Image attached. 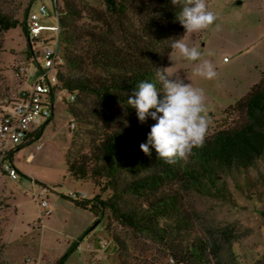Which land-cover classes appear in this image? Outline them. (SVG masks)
<instances>
[{
  "label": "trees",
  "instance_id": "trees-1",
  "mask_svg": "<svg viewBox=\"0 0 264 264\" xmlns=\"http://www.w3.org/2000/svg\"><path fill=\"white\" fill-rule=\"evenodd\" d=\"M52 2L60 27L62 64L57 70L58 85L50 96L54 102L57 91L69 94L67 111L80 140L65 164L74 181L98 191L92 199L65 198L96 219H106V233L115 250L114 264L156 263L133 253L112 225L143 234L174 264L220 260L221 248L198 232L188 201L192 194L221 196L228 189V179L234 177L244 176L249 185L245 172L264 157V72L246 96L225 110L237 120L208 134L203 147L194 148L186 159L167 164L154 149H150L151 156L141 151L140 144L147 141L156 121L149 116L141 123L127 97L142 81L162 90L157 69H166L174 51L173 39L187 35L177 19L181 6L171 0ZM19 26L34 47L37 41L31 38L28 23L0 8V35ZM39 67L38 62L35 74ZM163 95L158 93L160 99ZM51 119L17 150L39 140ZM87 234L74 242L57 264H65ZM0 264H10L1 244Z\"/></svg>",
  "mask_w": 264,
  "mask_h": 264
},
{
  "label": "rangeland",
  "instance_id": "rangeland-1",
  "mask_svg": "<svg viewBox=\"0 0 264 264\" xmlns=\"http://www.w3.org/2000/svg\"><path fill=\"white\" fill-rule=\"evenodd\" d=\"M41 3L52 15L44 25L57 26L52 0H0V8L20 22L26 21L29 27L28 14L36 11ZM206 3L217 15L215 24L207 30L187 34L184 40L198 48L201 60L207 59L214 65L216 78L207 80L194 75L200 61H187L175 51L167 61L166 72L204 90L206 116L210 121L208 135L237 120L235 116L226 115L225 110L246 96L264 72V0H206ZM41 35L49 40L57 34L44 31ZM0 46L1 120L13 102L30 89L36 63L41 61L38 44L31 47L28 35L20 26L2 33ZM58 54L60 56V52ZM67 101L69 94L57 91L53 117L41 140L15 151L12 161L18 179L14 181L0 175V244L10 264H25L27 259L31 260L30 264H57L86 232L78 250L65 264H114L115 250L106 233V219H96L91 212L65 198L71 197L70 193L84 192L92 199L98 193L90 184L74 181L68 173L65 159L80 140L75 137L77 129L73 135L68 131L71 116ZM45 123L42 119L36 121L38 125ZM245 174L249 185L244 176L234 177L235 180L228 179V189L221 196L192 194L189 198V209L195 215L198 232L222 250L221 259H213V264H263L264 157ZM43 186L49 188L47 199L52 215L36 228L42 211L33 194L40 192ZM112 228L137 256L156 264H174L159 245L143 234L116 225ZM102 239L109 242L106 251L100 248ZM97 256H101V260H97Z\"/></svg>",
  "mask_w": 264,
  "mask_h": 264
},
{
  "label": "clouds",
  "instance_id": "clouds-1",
  "mask_svg": "<svg viewBox=\"0 0 264 264\" xmlns=\"http://www.w3.org/2000/svg\"><path fill=\"white\" fill-rule=\"evenodd\" d=\"M171 3L181 6L177 19L187 34L207 30L217 20L206 0H171ZM216 28L219 30V25ZM171 48L187 61H200L194 75L207 80L216 78L214 65L207 59L201 60L198 48L189 46L183 37L173 39ZM166 69H157L156 72L162 90L158 91L154 83L142 81L127 97V104L136 110L141 123L149 116L156 121L147 141L140 144L141 151L151 156L150 149H154L159 159L175 164L178 159H186L192 154L194 148L203 147L210 121L206 116L204 90L185 83L181 78H173ZM160 91L164 94L163 99L158 97ZM153 109L155 111H151Z\"/></svg>",
  "mask_w": 264,
  "mask_h": 264
},
{
  "label": "built area",
  "instance_id": "built-area-1",
  "mask_svg": "<svg viewBox=\"0 0 264 264\" xmlns=\"http://www.w3.org/2000/svg\"><path fill=\"white\" fill-rule=\"evenodd\" d=\"M52 15L48 7L41 3L36 11H30L28 14L30 36L37 41L40 67L34 74V80L27 92L20 95V98L13 102L12 107L5 112L0 120V175H6L11 180L18 179V171L13 164L12 155L19 146H21L29 135L33 134L42 125L36 124L38 119L46 122L52 118L54 112V102L51 100V90L58 85L57 70L62 64L58 54V36L60 27L57 25L46 26L44 22L51 18ZM57 20V15L54 17ZM44 31L56 33V37L50 41L41 34ZM24 71L23 68L20 69ZM70 100L74 101L75 96L71 95ZM76 123L73 118L68 123V131L71 135L76 132ZM41 140V138L39 139ZM49 188L43 186L40 192L33 194L38 203L42 214L40 220L35 224L36 228L42 226V220L52 215L51 204L47 199ZM72 198L88 199L86 193H70ZM102 251H106L109 242L102 239L99 242ZM101 260V256H97ZM31 260L27 259L25 264H30Z\"/></svg>",
  "mask_w": 264,
  "mask_h": 264
},
{
  "label": "water",
  "instance_id": "water-1",
  "mask_svg": "<svg viewBox=\"0 0 264 264\" xmlns=\"http://www.w3.org/2000/svg\"><path fill=\"white\" fill-rule=\"evenodd\" d=\"M237 4H238V5H240V4H241V2H238Z\"/></svg>",
  "mask_w": 264,
  "mask_h": 264
},
{
  "label": "crops",
  "instance_id": "crops-1",
  "mask_svg": "<svg viewBox=\"0 0 264 264\" xmlns=\"http://www.w3.org/2000/svg\"><path fill=\"white\" fill-rule=\"evenodd\" d=\"M79 248V247H78ZM78 250V249H77ZM6 256V255H5ZM6 260H8L7 258H6ZM9 261V260H8ZM10 262V261H9Z\"/></svg>",
  "mask_w": 264,
  "mask_h": 264
}]
</instances>
